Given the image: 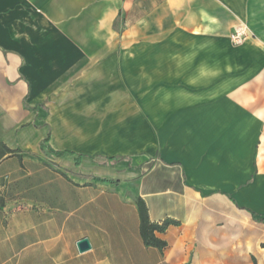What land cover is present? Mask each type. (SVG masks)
Returning <instances> with one entry per match:
<instances>
[{"label":"crops","instance_id":"obj_1","mask_svg":"<svg viewBox=\"0 0 264 264\" xmlns=\"http://www.w3.org/2000/svg\"><path fill=\"white\" fill-rule=\"evenodd\" d=\"M0 64V264H264V0H0Z\"/></svg>","mask_w":264,"mask_h":264},{"label":"rangeland","instance_id":"obj_2","mask_svg":"<svg viewBox=\"0 0 264 264\" xmlns=\"http://www.w3.org/2000/svg\"><path fill=\"white\" fill-rule=\"evenodd\" d=\"M121 22H123V18L120 21H118V23H121ZM2 68L3 67L0 64V72H1V70H3ZM12 91L13 90H11V89L9 91H6L5 82H4L3 77H1V73H0V124L4 120V116H5V112L3 110L5 97H6L7 94L12 93ZM19 108H21V105L19 106ZM26 113L27 112L25 111V109H24V111H22V112L18 111L17 113H16V111H14L13 112V114L15 116L14 120L18 116L17 119H18V122H20L21 118H19V117H22ZM253 114H254V116H256L258 113L257 112H253ZM25 127H30V124H27L26 122L22 121V123H20L16 127H14L12 129V131L10 130V132L7 133L6 130L0 125V159L3 158L6 154H8L7 145L9 144L8 143L9 140L14 141V140L18 139L20 134L23 131L27 130ZM0 199H1V196H0Z\"/></svg>","mask_w":264,"mask_h":264},{"label":"trees","instance_id":"obj_3","mask_svg":"<svg viewBox=\"0 0 264 264\" xmlns=\"http://www.w3.org/2000/svg\"><path fill=\"white\" fill-rule=\"evenodd\" d=\"M9 154H15V151L8 149ZM140 218H141V234L143 240L147 246H154L160 249L166 246V243L155 236V232H164L169 222H166L162 226L152 223L149 217V211L146 203L142 199L137 201ZM254 217L256 216L253 213ZM259 222L264 223V219H259Z\"/></svg>","mask_w":264,"mask_h":264},{"label":"built area","instance_id":"obj_4","mask_svg":"<svg viewBox=\"0 0 264 264\" xmlns=\"http://www.w3.org/2000/svg\"><path fill=\"white\" fill-rule=\"evenodd\" d=\"M251 36L249 31L245 28H239L237 29L232 35H231V41L234 45L240 46L243 45L248 38ZM7 178V177H6Z\"/></svg>","mask_w":264,"mask_h":264},{"label":"water","instance_id":"obj_5","mask_svg":"<svg viewBox=\"0 0 264 264\" xmlns=\"http://www.w3.org/2000/svg\"><path fill=\"white\" fill-rule=\"evenodd\" d=\"M78 248H79V250L81 252L89 249L90 248V244H89L88 240L87 239H83V240L79 241Z\"/></svg>","mask_w":264,"mask_h":264}]
</instances>
